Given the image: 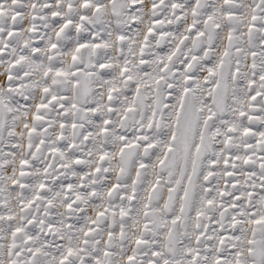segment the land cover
Here are the masks:
<instances>
[{
  "label": "snow or ice",
  "instance_id": "6c2138e0",
  "mask_svg": "<svg viewBox=\"0 0 264 264\" xmlns=\"http://www.w3.org/2000/svg\"><path fill=\"white\" fill-rule=\"evenodd\" d=\"M0 264H264V0H0Z\"/></svg>",
  "mask_w": 264,
  "mask_h": 264
}]
</instances>
